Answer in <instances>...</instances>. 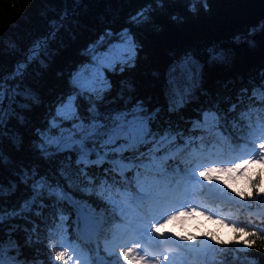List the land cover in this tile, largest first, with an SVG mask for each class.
I'll return each mask as SVG.
<instances>
[{
    "label": "trees",
    "instance_id": "1",
    "mask_svg": "<svg viewBox=\"0 0 264 264\" xmlns=\"http://www.w3.org/2000/svg\"><path fill=\"white\" fill-rule=\"evenodd\" d=\"M190 5H194V11L190 10ZM141 11L143 15H138ZM125 29L144 51L142 62L136 68H125L120 71L122 73L115 70V74L110 75L115 84L111 85L109 93H105L103 104L99 106L101 111H108L131 107L142 101L149 110L160 109L153 127L179 126L185 135H189L190 121L196 118L198 112L214 105L227 112L239 90L251 88L249 80L258 79L259 73L264 71V0H0V80H5L10 86L8 96H11V86L17 84V92L27 94L11 96L15 101L12 108L24 117V121L21 123L14 117L3 129L8 134L2 138L0 150L7 162L0 161V181L5 189H10V180L15 181L16 188L0 193V202L19 206L30 194L19 177L13 175L14 172L22 174L24 169L37 166L41 171L55 174L62 166L61 161L67 163L63 155L42 158L32 143L36 139L33 130L45 127L54 105L73 90L71 73L90 60L84 55L88 45L102 35L106 43H110L118 39V34ZM108 31L113 33L111 40L107 37ZM37 43L42 46L40 56L29 62L28 56ZM187 53L197 59L199 68L193 66L191 80L181 83L182 87L186 84L190 89L184 107L172 112L169 111L168 68ZM216 53L220 55L213 59ZM21 63L26 64L23 74L7 79L15 74L17 65ZM21 104L27 107L21 108ZM78 104L83 114L90 102L84 98ZM252 104L254 110L249 114V123H264V110H255L264 106L255 101ZM248 105L246 99L245 111ZM4 106L8 107V99H5ZM235 115L229 114L226 123L232 135L238 136L247 129H232L230 121ZM243 123L241 121V125ZM191 135L203 136V139H194L169 162V166L180 164L182 167L179 168L184 169L196 160H234L242 154V151H232L231 145L221 141L212 126L197 129ZM13 137L19 143L13 142ZM209 143L217 145L218 156L206 157L200 149L201 144L207 146ZM262 167L264 164H253L238 177L242 187L234 189L237 192L250 191L248 178ZM97 171L93 169V174ZM66 172L68 183L64 186L63 198L58 199L54 207L52 201L46 200L49 206L41 209V216L34 215L40 210L35 207L33 212L25 215L41 225L37 232L42 238L45 237V230L58 220V214L66 216L67 220L60 221L61 228L48 237L56 243L57 250L63 252L58 245L68 239L72 244L78 242L81 249L92 257L99 252L109 260L105 249L110 250L118 244L120 237L113 225L119 217L115 206L105 195L113 193L116 197L117 190L131 192L132 183L137 189L144 187L149 191L158 189L156 192H162L183 180L178 175L173 178L154 176L152 183L148 179L153 175L143 169L137 172L132 183L117 181L110 176L114 182L101 191V196L109 201V207L96 198L95 193L100 190L95 184L80 176L75 167L67 168ZM99 174L103 175V172ZM110 190L109 194H105ZM226 191L229 194V190ZM261 191H264V186ZM201 197L205 204L217 208L227 220H216L211 228L195 233L197 237L215 233L220 240L231 242L220 245L218 241H213L216 248L211 249V255L216 264H252L253 261L264 264V252L259 247L252 246L251 253L245 251L249 247L246 242L255 239L250 233L264 235V198L255 193L253 199L245 201L257 209L254 214L234 203L215 200L205 192ZM73 201L81 203L101 220L94 239L88 238L82 229ZM101 208L103 213L93 211ZM11 223L21 226L15 235L20 242L24 264L48 255L43 242H34L31 246L25 244L27 234L23 228L31 229L32 224L24 219H14ZM7 226L5 224L4 227ZM224 229L232 232V239L222 238ZM240 229L243 231L238 232ZM260 243L264 241L258 240L257 244ZM36 249H39L38 253ZM57 259L61 260V257ZM70 263L71 260L67 259L66 264Z\"/></svg>",
    "mask_w": 264,
    "mask_h": 264
},
{
    "label": "snow or ice",
    "instance_id": "2",
    "mask_svg": "<svg viewBox=\"0 0 264 264\" xmlns=\"http://www.w3.org/2000/svg\"><path fill=\"white\" fill-rule=\"evenodd\" d=\"M190 10H195L194 5H190ZM138 15H143V11ZM112 35L111 31L107 32L109 40ZM41 47L39 43L33 46L28 56L29 62L40 56ZM136 49V42L128 29L120 32L118 39L110 43H106L105 36L102 35L97 41L88 45L84 55L90 57L89 62L81 64L71 73L70 85L73 90L54 105L47 117L45 127L34 128L36 139L32 143L41 157L48 159L63 155L67 163L61 161L62 166L55 174L48 170L41 171L37 166L24 169L22 174L13 173L25 184L30 194L19 206L0 202V264H24L20 242L15 235L21 226L11 223L14 219H24L32 224L31 229L23 228L27 234L25 244L31 246L34 242H43L48 251L46 257H36L29 260L28 264H45V260L47 264H62V262L66 264L70 255L66 245L64 243L58 245L60 249H64L60 252L56 243L48 237L61 228L60 221L67 220V217L58 214V220L45 230V237L42 238L37 232L41 225L29 219L25 213L33 212L35 207L40 210L35 211L34 215L41 216V209L49 206L45 203L46 200L52 201L54 207L58 199L63 198L64 186L68 183L66 169L72 167H75L77 173L90 184H95L100 190L95 193L96 198L101 204L109 207L110 203L101 196V191L114 182L110 176L117 181L132 183L139 170L161 167L168 174L183 178L182 184L176 183L171 190L158 193H141L132 183L133 191L137 193V199L142 205V212L117 246L110 250L105 249L111 264H190L189 257L192 253L205 254L202 245L215 249L216 244L213 241H218L220 245L231 243L220 240L215 233H206L203 237H197L191 233L185 235L164 229L170 222L205 214L198 211V207H189V205L197 204L198 196L204 195L207 187L222 179L220 176L214 177L215 173H244L253 163L264 164V126H262L264 123H249V114L254 110L252 102L264 106V71L259 73L258 79L249 80L251 88L244 87L239 90L227 112L220 109L219 105L198 112L196 118L190 121V134L185 135L184 130L179 126L153 127L160 109L149 110L143 106L142 101H137L131 107L101 111L99 105L103 104L105 93L110 89L107 73L113 72L118 67L123 71L124 67L135 59ZM219 55L220 53H216L213 59ZM193 66L199 68V62L191 53H187L168 68L169 111L174 112L183 108L190 96L189 87L186 84L182 87L181 83L191 80ZM25 68L24 63L17 65L15 74L7 79L21 76ZM9 87L5 80H0V143L8 134L3 129L7 128L9 121L14 117L21 123L24 121V117L18 115L11 106L15 101L7 94ZM11 87L12 97L27 95L16 91L18 84ZM84 98L96 102L90 103L82 114L78 101ZM5 99H8V107L4 106ZM246 99L249 101L247 111L244 109ZM241 105L243 107H240ZM20 107L26 108L27 105L21 104ZM255 110L262 111L264 107ZM231 113L236 114L230 121L232 129H247L241 135L233 136L228 128L226 121ZM241 121H244L243 125ZM208 126L216 130V136L221 141L232 146V151L244 150V146L250 147L247 159L227 166L215 164L205 166L201 161H193L184 169L179 166H169V162L194 139H203V136H193L191 133ZM13 142L19 143V140L13 137ZM199 147L205 152L206 157L219 155L216 144L209 143L207 146L201 144ZM0 161L7 162L2 150H0ZM93 169L98 170L95 175ZM99 172H103V175ZM248 179L250 191L237 192L226 180L224 181L233 199L248 201L254 198L255 193H259V196L264 198V191H261V187L264 186V167ZM9 184L10 189H5L0 181V193L15 190V181L10 180ZM89 192L91 193V188ZM93 211L103 213L104 209H93ZM5 224L8 226L4 227ZM250 235H254L255 239L246 242L249 247L245 251L251 253V247L255 246L264 252V243L257 244L258 240L264 241V235L257 236L256 232ZM35 251L38 253L39 249ZM58 256L61 260L57 259ZM252 264H255V261Z\"/></svg>",
    "mask_w": 264,
    "mask_h": 264
},
{
    "label": "rangeland",
    "instance_id": "3",
    "mask_svg": "<svg viewBox=\"0 0 264 264\" xmlns=\"http://www.w3.org/2000/svg\"><path fill=\"white\" fill-rule=\"evenodd\" d=\"M136 51H137V55H136V57H135V59L132 61V62H130V64L128 65L129 67H132V68H136L141 62H142V58H143V50H141V48L140 47H138L137 46V49H136ZM142 51V52H141ZM126 67V66H125ZM124 67V68H125ZM118 69H119V67H118ZM118 69H116L117 71H119ZM115 70L113 71V72H110V73H107V80L108 81H110V84L113 86L115 83H114V81L112 80V78L110 77V75L112 74V75H114L115 74ZM120 72V71H119ZM120 73H122V72H120ZM94 102H96V101H94ZM239 172H236V173H234V174H238ZM220 175H222V173H215L214 174V177L215 176H220ZM230 175H233V174H230ZM210 189L211 190H216L215 188H213V187H210ZM179 223H181V221H177V222H170L169 224H171V225H174V226H177ZM222 237L223 238H225V239H231V233L230 232H223L222 233ZM205 254H206V251H205ZM201 256V255H200ZM191 261V260H190ZM192 262V261H191Z\"/></svg>",
    "mask_w": 264,
    "mask_h": 264
},
{
    "label": "clouds",
    "instance_id": "4",
    "mask_svg": "<svg viewBox=\"0 0 264 264\" xmlns=\"http://www.w3.org/2000/svg\"><path fill=\"white\" fill-rule=\"evenodd\" d=\"M213 225L211 224H206L205 227H212Z\"/></svg>",
    "mask_w": 264,
    "mask_h": 264
}]
</instances>
